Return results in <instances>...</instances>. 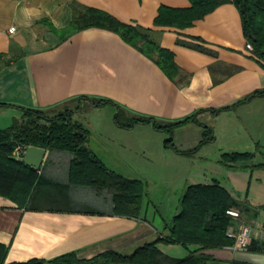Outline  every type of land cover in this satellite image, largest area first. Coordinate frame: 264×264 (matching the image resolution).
Returning a JSON list of instances; mask_svg holds the SVG:
<instances>
[{
  "label": "crops",
  "instance_id": "obj_1",
  "mask_svg": "<svg viewBox=\"0 0 264 264\" xmlns=\"http://www.w3.org/2000/svg\"><path fill=\"white\" fill-rule=\"evenodd\" d=\"M225 1L180 29L156 26L154 20L161 6L187 8L190 0H0V54L9 62L0 68V103L7 104L0 106V117L8 122L18 117V106L50 109L72 100L71 104L82 105L77 112L83 111L85 103V110L105 113L113 120L116 106H97L86 96L110 100L132 114L169 121L231 105L264 89V69L250 56L240 13L231 0ZM74 2L147 30L149 39L173 53L180 69L175 81L113 31L99 27L66 30L75 13ZM11 27H15L13 32ZM258 108L264 113V97L216 115L207 111L198 118L214 126L215 138L226 132L222 126H232L229 134L233 138H262L251 129L257 118L264 120L263 114L253 121V111ZM191 125L197 124L178 130H190ZM136 126L152 127L136 124L130 129ZM197 126L201 135L202 128ZM87 146L108 169L139 179L110 167L88 141ZM17 157L22 158L20 154ZM72 158L71 152L46 150L36 169L39 177L23 207L0 195L3 264L33 258L52 260L71 252L81 259L105 251L129 254L167 235L166 221L142 215L143 206L138 217L114 214L111 194L70 184ZM189 185L184 186V192ZM220 185L241 205L231 208L239 216H231L228 229L249 225L250 246L244 250L230 246L199 250L159 241L157 248L171 258L202 253L214 259V264H264V250L255 249L264 242V194L260 201L248 187L250 192L243 198L232 187Z\"/></svg>",
  "mask_w": 264,
  "mask_h": 264
},
{
  "label": "trees",
  "instance_id": "obj_2",
  "mask_svg": "<svg viewBox=\"0 0 264 264\" xmlns=\"http://www.w3.org/2000/svg\"><path fill=\"white\" fill-rule=\"evenodd\" d=\"M190 1L191 5L187 8L161 6L154 24L186 28L226 2L225 0ZM231 2L240 13L246 42L252 46L250 56L264 69V0H231ZM73 7L75 13L66 30L99 27L113 31L126 43L152 59L172 81H175L180 74L173 53L149 39L147 30L123 22L99 9L75 2ZM7 64L9 62L0 54V68ZM84 97L97 106H116L113 121L117 127L130 129L136 124H151L155 130L171 135V138L165 140V146L181 155L191 156L203 144L215 140L213 127L204 124L198 118L201 113L209 111L216 115L251 99L264 97V89L255 90L231 105L202 109L187 117L169 121L132 114L107 99ZM71 103L72 100L50 109L18 106L20 116L13 118L8 127L0 129V195L11 199L20 207L26 205L39 177L38 170L26 165L17 155L26 147L35 146L45 150L73 153L69 165L70 184L90 187L98 193L102 191L111 194L114 214L138 217L145 195L143 181L127 178L108 169L96 157L87 146L89 130L81 122L73 120V113L82 109V106L79 104L71 108ZM5 105L7 104L0 103V106ZM190 123L202 128L201 140L197 146L182 150L174 144L173 135L176 130ZM254 156L255 153L249 151L225 152L222 154V162L228 166L243 162L248 166ZM253 168H264V163L252 165L251 169ZM240 207L239 202L218 182L192 184L186 188L181 198L179 212L167 226V235L138 246L129 254L105 251L90 259H81L75 252H71L52 260L33 258L10 264H214V259L202 253H192L184 258H171L157 248V243L162 241L185 247L197 246L199 250L229 247L233 245L234 240L227 235V229L232 223L227 211ZM255 249L264 250V242ZM4 252L5 248L0 245V264H3L1 259Z\"/></svg>",
  "mask_w": 264,
  "mask_h": 264
},
{
  "label": "rangeland",
  "instance_id": "obj_3",
  "mask_svg": "<svg viewBox=\"0 0 264 264\" xmlns=\"http://www.w3.org/2000/svg\"><path fill=\"white\" fill-rule=\"evenodd\" d=\"M74 107L71 104V108ZM86 107L83 103V111L73 113V120L81 122L89 130L88 145L98 151L110 167L143 180L145 195L142 215L148 218L156 215L170 224L173 215L180 209L184 186L212 183L214 180L232 187L236 195L243 198L250 192L247 188L252 187L253 195L260 196L261 201L264 168H253L252 171L251 166L264 163V120L256 119L257 115L264 114L263 108L253 111V121L256 119V122H252L251 128L262 138H233L229 134L232 126H222L226 132L221 133L220 138L203 144L196 153L187 156L165 146V140L171 138L167 132L157 131L151 126L118 128L109 115L85 110ZM6 120L0 117V129L12 123ZM200 140L197 125H191L190 130H177L173 135L174 144L182 150L197 146ZM236 151L253 152L255 156L248 166L240 162L231 167L222 162L223 153Z\"/></svg>",
  "mask_w": 264,
  "mask_h": 264
},
{
  "label": "built area",
  "instance_id": "obj_4",
  "mask_svg": "<svg viewBox=\"0 0 264 264\" xmlns=\"http://www.w3.org/2000/svg\"><path fill=\"white\" fill-rule=\"evenodd\" d=\"M14 30L15 27H11L9 29L10 32H13ZM247 48L251 51L252 46L250 44H247ZM227 213L232 217L239 216L238 211L234 209L228 210ZM227 235L234 240L233 245L230 246L234 250L247 249L252 241V229L249 225L246 224H239L236 228H229L227 230Z\"/></svg>",
  "mask_w": 264,
  "mask_h": 264
},
{
  "label": "water",
  "instance_id": "obj_5",
  "mask_svg": "<svg viewBox=\"0 0 264 264\" xmlns=\"http://www.w3.org/2000/svg\"><path fill=\"white\" fill-rule=\"evenodd\" d=\"M45 153L46 150L43 148L28 146L20 151V156L22 157L21 159L26 165L34 169H39Z\"/></svg>",
  "mask_w": 264,
  "mask_h": 264
}]
</instances>
